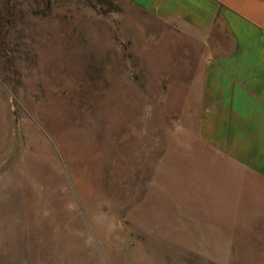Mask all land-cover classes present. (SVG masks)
Wrapping results in <instances>:
<instances>
[{"label":"rangeland","instance_id":"1","mask_svg":"<svg viewBox=\"0 0 264 264\" xmlns=\"http://www.w3.org/2000/svg\"><path fill=\"white\" fill-rule=\"evenodd\" d=\"M187 44L128 0H0V264H264V177L199 154Z\"/></svg>","mask_w":264,"mask_h":264},{"label":"crops","instance_id":"2","mask_svg":"<svg viewBox=\"0 0 264 264\" xmlns=\"http://www.w3.org/2000/svg\"><path fill=\"white\" fill-rule=\"evenodd\" d=\"M128 1L188 42L170 80L196 82L199 154L264 177V0Z\"/></svg>","mask_w":264,"mask_h":264}]
</instances>
